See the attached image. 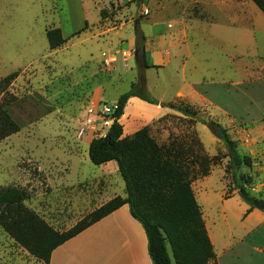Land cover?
<instances>
[{"label": "rangeland", "instance_id": "374dc122", "mask_svg": "<svg viewBox=\"0 0 264 264\" xmlns=\"http://www.w3.org/2000/svg\"><path fill=\"white\" fill-rule=\"evenodd\" d=\"M82 2L88 19L82 31L69 36L59 49L34 60L26 52L28 42L20 33V21L31 20L33 13L35 31L44 21L53 23L60 12L58 2L33 0L34 6L28 10L20 0H8L7 5L0 6V79L17 73L8 86V93L15 100L6 109L20 127L0 141V188L25 190L23 205L58 233L76 226L104 204L111 191H118L111 180L98 177L91 161H79L76 172L85 179H76L74 156L79 157L89 141L104 136L111 126L90 115L88 109L102 102H117L122 93L135 85L136 91L149 94L158 104L173 103L189 109L194 117L169 107L167 114L154 119L139 115L128 118L125 113L117 119L122 137L146 129L157 143L163 144L171 137L186 138L193 133L211 159L209 173L191 183L203 219L208 225L221 221L222 215L232 211L243 221L248 208H244L233 186L227 150L199 119H212L228 129L239 153L252 159L250 167L241 168L251 177L246 186L248 193L264 200V118L260 122L251 114L237 117L233 111L221 110L219 79L228 72L230 64L221 55L218 43L208 46L211 51L206 56L210 60L206 58L205 63L210 66H201L197 73V78L204 74L209 80L211 76L213 104L175 95L178 78L173 76L171 62L154 63L147 56L148 41L154 47L155 34L162 32L169 33L164 45L170 48V54L183 64L192 60L194 44L186 33L190 19L204 18L202 4L192 0H143L140 5L133 0H100L96 5L90 0ZM136 22L139 31L135 29ZM43 39L47 44V38ZM136 44L140 46L137 57ZM197 48L194 47L193 55L201 52V57L203 46ZM109 56L113 59L107 62ZM194 87L201 92V84ZM87 118L91 119V126L79 136ZM0 264L45 263L0 225Z\"/></svg>", "mask_w": 264, "mask_h": 264}, {"label": "crops", "instance_id": "0c3cea01", "mask_svg": "<svg viewBox=\"0 0 264 264\" xmlns=\"http://www.w3.org/2000/svg\"><path fill=\"white\" fill-rule=\"evenodd\" d=\"M20 1L26 10L34 6L33 0ZM56 1L60 6V12L53 23L44 21L35 31L33 13L31 20L23 18L20 21L22 25L20 33L23 40L28 42L26 52L30 53L33 60L46 52L50 53V50H55L49 48L48 41L47 44L44 42L46 29L60 28L62 36L67 41L68 37L82 29L88 20L82 11V0ZM90 1L96 5L100 0ZM192 1L202 4L206 16L201 19H190L192 24L190 22L188 24L186 34L194 44L192 60H187L186 64H183L180 58L170 54V48L164 45V37L169 33L162 32L155 34L154 47L148 41L146 46L148 58L154 63L165 65L171 62L173 76L178 78L175 95L213 104L211 76H208L209 80L204 74L197 78V73L201 66L202 68L210 66L209 62L205 63V60H210L207 58L211 51L208 46L218 43L221 55L229 60L228 65L230 64L228 72L219 79L221 110L227 113L233 111L237 117L241 114H251L252 119L258 118L261 122L264 118V13L252 0ZM7 2L8 0H0V6L7 5ZM36 41L41 45L40 50ZM201 45L203 54L198 57L201 52H195V57L194 47L199 49ZM188 52L191 54L190 49ZM200 84L201 92L194 87ZM169 111L168 107L148 103L137 96H132L123 108V115L126 113L128 118L139 115L154 119L162 117ZM88 145L86 149L81 150L79 157L76 152L73 153L77 160L73 167L74 172L76 170L79 172V161L83 164L90 161ZM93 169L98 172V177L108 178L118 187V191H111L105 201L116 195L125 196L124 181L115 161L94 165ZM77 172L76 179H85V176ZM242 203L244 208H249L244 201ZM239 216L238 213L234 214L231 211L229 215H222L221 221L207 225L204 220L217 263L264 264V212L247 209L243 221ZM48 264H153V261L148 252L144 226L132 216L128 204H123L56 246L50 253Z\"/></svg>", "mask_w": 264, "mask_h": 264}, {"label": "trees", "instance_id": "16d2710c", "mask_svg": "<svg viewBox=\"0 0 264 264\" xmlns=\"http://www.w3.org/2000/svg\"><path fill=\"white\" fill-rule=\"evenodd\" d=\"M133 1L137 5L143 2ZM252 1L264 13V0ZM137 24H134L135 29L139 31ZM82 29L74 34L80 33ZM46 38L50 49L59 48L66 41L58 27L46 29ZM16 76L17 73L13 72L0 79V141L20 130L6 109L15 100L8 93V86ZM132 96L158 104L149 94L136 91L134 85L119 96L118 108L114 112L116 119L107 133L93 138L88 145V155L93 165L112 160L117 163L118 172L124 181V197H112L72 229L58 233L23 205L27 197L25 190L0 188V225L17 243L45 264H48L50 253L56 246L123 204H128L132 216L144 226L153 264H218L201 207L191 186L193 180L209 173L211 159L193 133L187 134L186 138L171 137L163 144L157 143L146 129L122 137V127L117 119ZM160 105L194 117L192 111L173 103ZM199 121L224 144L232 169L233 186L242 201L249 206L248 210L264 212V200L248 193L246 186L251 177L241 171L243 166H251L252 159L239 153L225 126L212 119Z\"/></svg>", "mask_w": 264, "mask_h": 264}, {"label": "built area", "instance_id": "2783aa9c", "mask_svg": "<svg viewBox=\"0 0 264 264\" xmlns=\"http://www.w3.org/2000/svg\"><path fill=\"white\" fill-rule=\"evenodd\" d=\"M112 59L113 57L109 56L107 62L111 61ZM117 108H118L117 102H111V103L102 102L100 104H97L95 107L93 106L89 107L88 113L98 118L99 120H103V122H106V124L110 122L112 125V123L116 119V117L114 116V112L116 111ZM91 123L92 121L90 118H87L83 121V127L79 132V136H81L85 128L91 126Z\"/></svg>", "mask_w": 264, "mask_h": 264}, {"label": "water", "instance_id": "95a60500", "mask_svg": "<svg viewBox=\"0 0 264 264\" xmlns=\"http://www.w3.org/2000/svg\"><path fill=\"white\" fill-rule=\"evenodd\" d=\"M139 47H140L139 44H136V46H135V50H134V56H135V57H137Z\"/></svg>", "mask_w": 264, "mask_h": 264}]
</instances>
